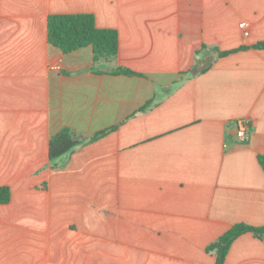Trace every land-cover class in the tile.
<instances>
[{"label":"crops","instance_id":"obj_1","mask_svg":"<svg viewBox=\"0 0 264 264\" xmlns=\"http://www.w3.org/2000/svg\"><path fill=\"white\" fill-rule=\"evenodd\" d=\"M54 14L116 30V59L51 46ZM260 42L264 0H0V264H215L264 227ZM63 128L82 141L50 160ZM224 264H264V240Z\"/></svg>","mask_w":264,"mask_h":264},{"label":"trees","instance_id":"obj_2","mask_svg":"<svg viewBox=\"0 0 264 264\" xmlns=\"http://www.w3.org/2000/svg\"><path fill=\"white\" fill-rule=\"evenodd\" d=\"M47 40L48 43L59 49L63 54H70L77 50L90 47L93 53V61L104 60L112 62L119 52V38L116 30L101 29L95 24V17L92 14H59L47 17ZM252 49L264 50V42L257 43ZM241 47L239 50H247ZM230 52H218L219 57H224ZM112 75H138L131 70L118 67L110 72ZM102 131L93 136L89 142L98 139L106 134ZM81 138L76 136L68 128H63L52 136L48 144V156L50 160L57 159L69 153L74 147L81 143ZM258 163L264 173V155L257 157ZM11 192L8 187H0V205L9 203ZM253 234L255 237L264 240V227H252L246 224L233 225L219 239L206 248L207 252H213L215 264H224L226 255L231 244L241 235Z\"/></svg>","mask_w":264,"mask_h":264},{"label":"built area","instance_id":"obj_3","mask_svg":"<svg viewBox=\"0 0 264 264\" xmlns=\"http://www.w3.org/2000/svg\"><path fill=\"white\" fill-rule=\"evenodd\" d=\"M243 27V24L240 25ZM248 121L247 120H241L238 121L236 126V132H235V137L238 141H247L248 140Z\"/></svg>","mask_w":264,"mask_h":264}]
</instances>
